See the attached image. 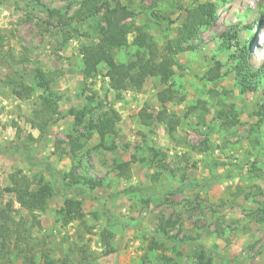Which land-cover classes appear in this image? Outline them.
I'll return each mask as SVG.
<instances>
[{
  "label": "rangeland",
  "instance_id": "1",
  "mask_svg": "<svg viewBox=\"0 0 264 264\" xmlns=\"http://www.w3.org/2000/svg\"><path fill=\"white\" fill-rule=\"evenodd\" d=\"M86 1L0 0V148L10 146L0 153V223L21 225L0 238V264H264V76L241 84L236 74L244 47L241 73L264 72V0H106L149 50H107L104 4L93 0L100 11L80 20ZM204 3L217 20L176 52L162 83L165 41ZM84 49L116 63L139 52L142 88L112 92L103 63L84 78ZM94 125L113 132L100 143ZM69 172L92 181L91 197L65 191ZM12 180L48 187L42 210L20 207ZM77 199L83 224L61 215Z\"/></svg>",
  "mask_w": 264,
  "mask_h": 264
},
{
  "label": "trees",
  "instance_id": "2",
  "mask_svg": "<svg viewBox=\"0 0 264 264\" xmlns=\"http://www.w3.org/2000/svg\"><path fill=\"white\" fill-rule=\"evenodd\" d=\"M103 4L102 8H104V20L106 23L105 27V37L104 41L106 44V49L111 50L112 48H127L130 45H134L137 48L141 49H150L151 45L150 41L146 34L140 32L138 27H135L133 24L127 23L125 15L122 13V7H112L110 8L109 5L106 3V0H102ZM84 6L88 13L82 16L80 20H86L89 16L96 14L100 11V7H96V4L93 0H87L84 2ZM84 6L82 7L84 9ZM217 20L216 15V8L211 3H204L202 5H198L195 8L187 11V15L185 18V22L177 28L176 35L173 39H169L165 41L164 44V51L165 53L161 55L160 62L157 65V75L159 76L162 83L166 82L168 78V74L171 73V68L174 66H179L178 63L175 61V54L176 52H182L184 50V44L191 40L196 34L200 33L201 31H207L208 28ZM260 20H257L256 23H259ZM60 25L68 24L62 23L60 21ZM138 32L137 35L134 36V39L131 44L128 43L127 37L134 33ZM233 35H229L228 33L223 36L224 42H227ZM239 51L243 55V61L248 54L247 47ZM243 61H240L239 67L237 68L236 74L238 76H243V81L245 78H256L257 75H263L262 73H245L242 74V69L244 68ZM103 63L105 64L106 71L103 73V77L107 80L108 88L112 92L120 93L125 91H139L147 76H148V61L145 60L139 52H136L135 57L133 60L127 63H116L112 60L110 52H105L104 50L98 49H84L82 52V69L81 75L84 78H93L98 74V66ZM212 72V71H211ZM218 73H214L209 77L210 81H213L217 78ZM242 79V77H241ZM245 88H249L245 87ZM162 102L165 99H161ZM70 114L74 117L76 121L80 120L83 117L82 112L71 110ZM258 118L259 122L264 123V105L260 107L258 111ZM175 123H171L170 121L166 124L167 134L168 137L171 138L173 131L175 129ZM91 128V125H90ZM95 128L100 143L105 140V135L107 132H113V127H107V131H105L106 126H93ZM9 147L0 148V153H5ZM13 149H18L15 146L12 147ZM129 163H121L118 168L124 173L128 169ZM221 176L217 177L220 178ZM217 178H213V180H218ZM68 180L66 185V192H71L75 197H83V199L91 197V190L93 189L92 181L84 176H77L73 175L72 173H68L62 177V182ZM60 181V182H61ZM12 184L14 185L13 188L8 189L15 194V198L17 203L20 207L26 210H42L43 205L46 202V197L50 194V190L48 187L43 186L42 188H38L37 190L33 191L30 189L29 184H25L21 186L20 181L12 180ZM211 182L203 183L202 185H210ZM74 185L81 186L80 189L73 188ZM196 187L194 184H190L188 186ZM135 190V189H130ZM150 191V190H149ZM133 192V191H129ZM144 193V190L140 191ZM149 193V192H148ZM151 194V193H150ZM66 207L61 211V215L63 220L69 222L70 220H78L81 223L82 221V214L79 212L80 210V199L77 200H67L65 202ZM60 215V216H61ZM10 222L5 220L3 223H0V238L3 243H6L8 238V233L12 232L10 228ZM83 224V223H82ZM21 225H17L15 227L14 232H18ZM20 241V240H19Z\"/></svg>",
  "mask_w": 264,
  "mask_h": 264
}]
</instances>
